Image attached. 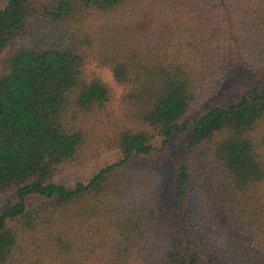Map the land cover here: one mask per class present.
<instances>
[{
  "label": "trees",
  "instance_id": "obj_1",
  "mask_svg": "<svg viewBox=\"0 0 264 264\" xmlns=\"http://www.w3.org/2000/svg\"><path fill=\"white\" fill-rule=\"evenodd\" d=\"M234 49L264 73V0H9L0 264H264V88L193 117ZM188 119L199 160L166 201L157 175L129 165ZM108 152L121 159L88 182L58 183Z\"/></svg>",
  "mask_w": 264,
  "mask_h": 264
},
{
  "label": "rangeland",
  "instance_id": "obj_2",
  "mask_svg": "<svg viewBox=\"0 0 264 264\" xmlns=\"http://www.w3.org/2000/svg\"><path fill=\"white\" fill-rule=\"evenodd\" d=\"M8 1L9 0H0V10L6 6ZM226 63L227 71L223 79L218 82L216 91L193 117L202 116L215 106H225L228 108L243 95L251 94L255 90L261 91L264 88V73H259L247 68L235 49L230 52ZM90 70L97 72L106 82L110 83L116 96L120 97L123 89L115 83L110 70L97 69L95 66H91ZM192 125L193 120L188 119L184 123V126L188 127L189 131L174 133L166 146H164L161 141H158L155 151L150 156L135 158L129 165L133 172L150 171L157 175L160 193L163 194L166 201L169 200L170 195L173 194L172 188L177 169L181 165L199 160V153L190 154L185 149V139L190 134ZM120 159L121 156L119 152L105 153L96 162L82 167L71 168L66 174L58 178V183L72 188L79 182H88L102 168L116 163ZM12 203L13 200L9 197L0 202V215L3 211L10 208ZM163 206L164 210L167 211V204H163ZM250 241L251 246L257 250L255 240L251 239Z\"/></svg>",
  "mask_w": 264,
  "mask_h": 264
}]
</instances>
